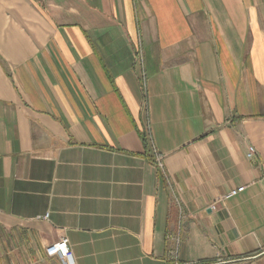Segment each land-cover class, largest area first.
I'll return each instance as SVG.
<instances>
[{
    "label": "crops",
    "instance_id": "obj_1",
    "mask_svg": "<svg viewBox=\"0 0 264 264\" xmlns=\"http://www.w3.org/2000/svg\"><path fill=\"white\" fill-rule=\"evenodd\" d=\"M61 235L73 264H264V0H0V264Z\"/></svg>",
    "mask_w": 264,
    "mask_h": 264
},
{
    "label": "built area",
    "instance_id": "obj_2",
    "mask_svg": "<svg viewBox=\"0 0 264 264\" xmlns=\"http://www.w3.org/2000/svg\"><path fill=\"white\" fill-rule=\"evenodd\" d=\"M256 153L255 148L250 146L248 148L247 156L250 158ZM161 155L157 154L156 158L158 161L161 159ZM245 186L232 189L227 196H233L244 190ZM47 215H45L46 217ZM45 253L48 257H57L61 260L62 264H73L72 252L70 250L69 240L65 235H61L57 240L48 244L45 248ZM173 264H181L175 261Z\"/></svg>",
    "mask_w": 264,
    "mask_h": 264
},
{
    "label": "trees",
    "instance_id": "obj_3",
    "mask_svg": "<svg viewBox=\"0 0 264 264\" xmlns=\"http://www.w3.org/2000/svg\"><path fill=\"white\" fill-rule=\"evenodd\" d=\"M144 141H145V139H144Z\"/></svg>",
    "mask_w": 264,
    "mask_h": 264
}]
</instances>
